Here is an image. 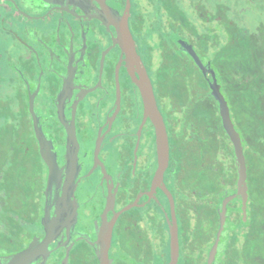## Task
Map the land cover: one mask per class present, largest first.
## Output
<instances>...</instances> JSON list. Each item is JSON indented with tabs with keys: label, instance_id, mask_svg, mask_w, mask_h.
I'll return each instance as SVG.
<instances>
[{
	"label": "flooded vegetation",
	"instance_id": "obj_1",
	"mask_svg": "<svg viewBox=\"0 0 264 264\" xmlns=\"http://www.w3.org/2000/svg\"><path fill=\"white\" fill-rule=\"evenodd\" d=\"M183 1L172 4L181 9ZM167 3L0 0V264L29 252L35 254L26 264H99L95 240L104 215L112 222L110 264H161L154 247L165 233L169 264L167 192L177 226L175 264H219L237 198H224L217 219L202 217L199 172L185 164L184 152L190 143L198 151V115L167 81L174 77L166 57ZM124 29L132 53L122 47ZM175 42L169 56L176 71L184 53L192 54L211 81L215 59L188 40ZM147 82L168 140V163L156 183L155 118L139 89ZM241 184L243 203L245 178ZM203 195L208 208L217 205L214 187Z\"/></svg>",
	"mask_w": 264,
	"mask_h": 264
},
{
	"label": "trees",
	"instance_id": "obj_2",
	"mask_svg": "<svg viewBox=\"0 0 264 264\" xmlns=\"http://www.w3.org/2000/svg\"><path fill=\"white\" fill-rule=\"evenodd\" d=\"M167 7V30L163 34L168 45L167 67L174 75L167 80H174L173 84L168 85L174 94L181 90L177 97L182 105L189 107L187 111L190 114L198 115V151L195 152L190 143L184 152L189 156L185 164L199 172L200 203L206 202V208L201 211L205 216L215 213V220L218 216L216 210L220 209L224 198L228 195L237 198L230 203L236 219L231 217L227 225V241L217 250L216 258H219V264H264V24L256 22L251 26L241 23L240 9L231 12L224 1L185 0L180 9L168 0ZM190 10L198 13V22L188 18ZM179 14L183 15L180 17ZM176 38L188 40L206 59H215L211 81L209 74L212 73L207 67L203 69L196 64L192 54L184 53L182 70L176 71L177 60L171 61L169 56L172 47L177 46ZM211 38L215 41L216 54L213 57L208 53ZM226 39L230 43L225 45ZM234 109L245 114L248 112L247 127L253 137L251 143L246 142L247 129L237 128L230 116ZM234 128L236 133L233 136L227 133L228 129ZM259 140H262V146L258 145ZM182 143L183 147L187 144ZM236 147L247 160L241 161L247 186V198L243 203L239 200L243 185L237 188ZM259 154L261 164L256 168ZM256 169L257 173L254 172ZM211 171L212 176L209 175ZM212 187L217 205L208 208L209 197H202ZM258 202L262 208L257 207Z\"/></svg>",
	"mask_w": 264,
	"mask_h": 264
},
{
	"label": "water",
	"instance_id": "obj_3",
	"mask_svg": "<svg viewBox=\"0 0 264 264\" xmlns=\"http://www.w3.org/2000/svg\"><path fill=\"white\" fill-rule=\"evenodd\" d=\"M125 33L121 35V44L123 49H125L126 52H133V48L130 46V38L128 35L127 29H124ZM141 94L143 98L148 102V104L151 107V110L153 112L154 118H155V140H156V153H157V162L158 167L156 170V177H155V183L160 179V175L162 171L166 168L168 163V140L167 135L165 132V127L163 125L162 119L156 109L155 101L153 98V93L151 86L149 82H147L146 86L139 87ZM222 112V111H221ZM223 113V112H222ZM232 131V129H228V131ZM235 152L237 154V158L240 156L239 149L236 147ZM238 166V173H239V182L238 186L241 185L243 182V165ZM244 187V185H243ZM245 188V187H244ZM167 196L169 199L170 207H171V236H170V248H171V254H170V262L169 264H175L178 256V247H177V226L175 222V216L173 214V202L170 194L167 192ZM129 209V208H126ZM224 212V210H223ZM223 218V217H222ZM220 220V228H222V222L223 220ZM111 231H112V222L108 221L106 219V216H103L102 223L98 229V233L96 236L95 244L98 246V263L99 264H110V260L108 259V249L110 246V239H111ZM35 254L34 252H29L18 258V260L15 261L14 264H26V262L32 257V255Z\"/></svg>",
	"mask_w": 264,
	"mask_h": 264
},
{
	"label": "rangeland",
	"instance_id": "obj_4",
	"mask_svg": "<svg viewBox=\"0 0 264 264\" xmlns=\"http://www.w3.org/2000/svg\"><path fill=\"white\" fill-rule=\"evenodd\" d=\"M218 1L219 2H223L224 1L226 5H229V7L231 8V12H235L237 9H240L241 11L240 10L238 11L239 12L238 15H239V17L241 19V23L245 22V23H247V25L249 24L251 26L253 24H255L256 22H262L264 24V1L263 0H218ZM182 15L183 14H181V15L179 14L180 17ZM197 15H198V13L194 14V12H192L190 10L188 18L190 20H195V22H198L197 19H199V16H197ZM209 54H210V57H213L214 54H216V52L215 51H213V52L211 51ZM168 72H170V71L168 70ZM224 110H225V108H224ZM241 110H243V109L240 108V111ZM240 111L237 110V109H234V111H232L230 113V116L234 118V122H235L237 128L239 126L242 129H245V128L247 129L246 142L251 143L253 141V137L251 136V134H249L248 127H247L248 126L247 123L249 122L248 112H247V114H245V113L240 112ZM225 114H226V112H225ZM232 131L234 133H236L235 132L236 131L235 128L232 129ZM227 133L230 134L228 131H227ZM257 142L259 143L258 145L262 146V140H259ZM256 158H258L257 155H256ZM243 160L245 162L247 161L245 156L241 153L240 156L234 162L235 167L238 168V166L241 165L240 164L241 161H243ZM260 161H261V154H259V161L255 162L256 168H257V165L261 164ZM254 172L257 173V169ZM244 175H245V172H243V176ZM238 180H239V176H238ZM237 188H239L238 185H237ZM259 194H260V192H259ZM261 200H263V199L261 198ZM220 207H221V205H220ZM229 209H230V207L228 208V210ZM217 211H218V209L216 210V212ZM201 212H203V211H201ZM201 215H202V217H205V214L201 213ZM208 215H212L213 216L214 213L213 212H212V214L211 213H209V214L207 213L206 216H208ZM215 219H217V218H215ZM203 220L199 224V226L201 227V230H202V228H204V229L207 228V226H206L205 222H203ZM229 221H230V219H229ZM179 234H180V243L182 244L183 242H185V237L183 235L184 232L182 231ZM202 240L203 239L201 238V241ZM167 245H168V247H167ZM168 252H169V244H168V240L166 238V233H165V240L163 241V244H160V246L156 245V248L154 247V253L160 256V259L162 261L161 264H163V263L166 262V260H168ZM198 255H199V261H201V260L203 261L204 260L205 263L207 262V258H206L207 255L206 254H203L201 252L200 254L197 253V256ZM197 256H195V257H197Z\"/></svg>",
	"mask_w": 264,
	"mask_h": 264
}]
</instances>
